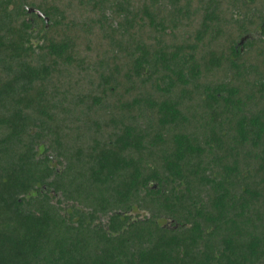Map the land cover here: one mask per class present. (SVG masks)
<instances>
[{"label": "trees", "instance_id": "trees-1", "mask_svg": "<svg viewBox=\"0 0 264 264\" xmlns=\"http://www.w3.org/2000/svg\"><path fill=\"white\" fill-rule=\"evenodd\" d=\"M0 264H264V0H0Z\"/></svg>", "mask_w": 264, "mask_h": 264}, {"label": "water", "instance_id": "water-1", "mask_svg": "<svg viewBox=\"0 0 264 264\" xmlns=\"http://www.w3.org/2000/svg\"><path fill=\"white\" fill-rule=\"evenodd\" d=\"M30 12H36V11H35L34 9H31ZM36 13H37V12H36ZM37 14H38L39 16H41V17L43 16V15L40 14V13H37ZM46 20H47V19H46Z\"/></svg>", "mask_w": 264, "mask_h": 264}]
</instances>
